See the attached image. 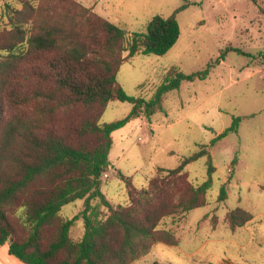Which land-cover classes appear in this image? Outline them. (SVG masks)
<instances>
[{
  "label": "trees",
  "instance_id": "16d2710c",
  "mask_svg": "<svg viewBox=\"0 0 264 264\" xmlns=\"http://www.w3.org/2000/svg\"><path fill=\"white\" fill-rule=\"evenodd\" d=\"M50 1L65 10V19H34L29 13L35 7L28 1L22 9L6 4L12 28L0 38V247L7 244L24 264H132L158 242L178 243L159 226L166 217L207 204L216 167L209 145H202L176 168L159 167L146 188H136L117 170L127 185L128 204L114 205L101 191L102 176L111 166L112 133L134 118L150 120L163 110L165 94L184 80L206 79L227 51L244 52L228 46L201 71L168 73L151 99L130 96L117 81L119 68L138 53L166 54L181 34L176 14L155 15L146 32L127 35L74 0ZM114 99L131 102V112L101 124ZM241 121L234 118L210 147L238 132ZM204 156L208 177L195 186L184 171ZM227 198L224 183L218 199ZM79 199L85 205L79 215H61L63 206ZM19 208L23 215L17 214ZM79 217L84 234L74 239L71 228ZM252 218L240 207L227 216L232 228Z\"/></svg>",
  "mask_w": 264,
  "mask_h": 264
},
{
  "label": "rangeland",
  "instance_id": "374dc122",
  "mask_svg": "<svg viewBox=\"0 0 264 264\" xmlns=\"http://www.w3.org/2000/svg\"><path fill=\"white\" fill-rule=\"evenodd\" d=\"M24 1L35 7L29 13L34 19H65V10L57 2L0 0V38L12 28L6 4L22 9ZM74 1L120 26L127 35L146 32L155 15L176 14L181 34L166 54L138 53L119 68L117 81L130 96L151 99L168 73L201 71L228 46L244 52L227 51L206 79L184 80L179 89L165 94L163 110L150 120L140 116L115 130L111 166L102 176L101 191L114 205H126L127 185L117 170L136 188H146L159 167L176 168L183 158L209 145L216 171L207 204L166 217L159 228L171 231L178 243L158 242L132 264H264V0ZM132 107L131 102L111 100L100 123L124 119ZM9 113L6 107L5 114ZM236 117L242 118L238 132L210 147L211 140ZM207 159L204 156L187 165L184 173L191 184L197 186L207 179ZM224 183L228 198L219 201ZM84 206V200L70 202L61 215L73 218ZM238 207L253 218L232 228L227 216ZM23 213L19 208L17 214ZM83 234L84 222L79 217L71 236L80 239Z\"/></svg>",
  "mask_w": 264,
  "mask_h": 264
},
{
  "label": "crops",
  "instance_id": "0c3cea01",
  "mask_svg": "<svg viewBox=\"0 0 264 264\" xmlns=\"http://www.w3.org/2000/svg\"><path fill=\"white\" fill-rule=\"evenodd\" d=\"M0 264H24L17 257L11 255L8 250V245L0 247Z\"/></svg>",
  "mask_w": 264,
  "mask_h": 264
}]
</instances>
